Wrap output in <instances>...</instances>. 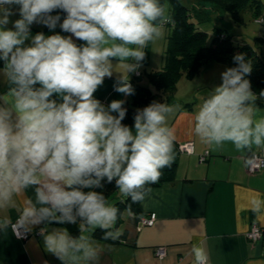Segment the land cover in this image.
<instances>
[{"label":"clouds","instance_id":"clouds-1","mask_svg":"<svg viewBox=\"0 0 264 264\" xmlns=\"http://www.w3.org/2000/svg\"><path fill=\"white\" fill-rule=\"evenodd\" d=\"M57 10L66 14L62 22ZM34 24L71 35L33 34ZM174 24L161 0H0V210L19 209L15 221L0 217V233L20 237L38 228L60 264H101L97 230L101 240H121L124 212L96 189L114 181L122 202L143 205L175 160L176 130L167 123L174 106L154 100L137 108L128 126L125 100L105 105L94 94L119 72L114 91L134 95L129 74H138L145 49ZM233 62L200 104L191 131L213 149L230 143L255 155L264 150L257 104L264 90H252L243 53ZM249 211L264 217V195L250 200ZM189 255L191 264H209L200 243ZM248 264H264V254Z\"/></svg>","mask_w":264,"mask_h":264},{"label":"crops","instance_id":"crops-1","mask_svg":"<svg viewBox=\"0 0 264 264\" xmlns=\"http://www.w3.org/2000/svg\"><path fill=\"white\" fill-rule=\"evenodd\" d=\"M259 1L264 3V0ZM18 18V13L10 17L11 20ZM33 28L44 29L45 26L34 24ZM58 29L59 26L54 31ZM42 32L48 35L49 29ZM217 66H209L205 77H220L224 70H217ZM116 79L115 75L105 78L94 94L105 105L114 99L129 103V96L114 91ZM190 95L185 98L186 102ZM257 104L260 115H264V102ZM181 109L184 108L180 107L167 123L176 130L175 142H192L193 152H181L175 179L152 188L143 205L139 204V215L156 214L153 224L140 226L135 214L129 217L124 211L119 228L126 233L125 240L118 244L97 241L105 249L101 264H191L189 253L193 243L205 248L209 264H248L264 254V241L250 243L245 236L253 223L264 228V217H255L249 211L250 200L264 195V169L248 174L245 158L252 153L237 151L230 143L213 149L201 142L191 131L192 117H179L183 113ZM205 152L208 156L200 162L199 156ZM254 152L264 155V150ZM117 197H120L119 192L111 203ZM18 211V207L0 210V217L7 216L14 221ZM28 234L27 239L21 240L11 229L7 234L0 233V264H60L44 249L38 228ZM160 246L165 248L162 259L154 253Z\"/></svg>","mask_w":264,"mask_h":264},{"label":"trees","instance_id":"trees-1","mask_svg":"<svg viewBox=\"0 0 264 264\" xmlns=\"http://www.w3.org/2000/svg\"><path fill=\"white\" fill-rule=\"evenodd\" d=\"M201 1V2H200ZM209 3L215 11L227 12L232 18L238 19V14L241 10L249 9L255 14H261L264 17V3L259 0H196L195 2H184L182 0H161V3H167L170 6V11L175 19L174 25H168L166 34L165 49L163 52L164 62L159 69L152 70L147 74V81L149 85H144L133 79L131 84L135 89V94L129 96V103L124 106L127 108L125 120L122 123L126 125L134 124V113L137 108H143L151 103L154 99V93L151 92L150 85L158 91L166 94V98L171 99L177 88V81L181 76L186 78H193L200 72L201 67H209L215 63H223L228 67H235L233 57L236 54L243 53L246 60L251 62L252 71L247 78L251 81L252 90L259 94L264 90V56L258 53L254 47L247 43H236L232 35L225 32L223 29L214 27V36L212 37L210 45L205 44L207 33L199 29V24L207 22L210 16L206 13L202 5L197 4ZM62 16L61 21L66 15L60 10L55 11ZM194 18V19H193ZM264 19L258 22L264 24ZM48 30L44 29H31L32 33L42 32ZM59 33L64 35L59 28L57 31L50 32L48 35ZM259 40H264L260 37ZM150 46V45H149ZM146 58L143 64H147L149 60V47L145 49ZM141 77V73L135 74L133 78ZM260 102L259 100L257 101ZM179 143L174 144L175 160L170 168L162 170L160 180L151 185V188L160 186L162 183L170 182L175 179L176 169L178 165L179 156L181 154ZM105 196H110L115 192V182L104 183L102 189ZM113 203L116 204L122 212L131 204L130 199L124 200L117 197ZM132 212L138 218L139 204H131ZM122 218L118 220L117 226L122 224ZM42 227V226H41ZM71 230L75 233L76 226H71ZM123 236L119 241H104L101 240L102 232L97 230L95 238L97 241H104L108 243L118 244L125 240L126 233L123 231Z\"/></svg>","mask_w":264,"mask_h":264},{"label":"rangeland","instance_id":"rangeland-1","mask_svg":"<svg viewBox=\"0 0 264 264\" xmlns=\"http://www.w3.org/2000/svg\"><path fill=\"white\" fill-rule=\"evenodd\" d=\"M182 1L186 3H196V0ZM198 5H202L206 13L210 16V19L207 22H203L198 26L200 30L207 33L205 40L206 45H210L212 37L214 36L213 28L216 26L218 28L223 29L228 34L232 35L236 43L250 44L258 53L264 56V40H259L261 36L264 37V24L258 22V20H260L261 18L264 19L261 14H255L249 9H244L239 12L238 19L236 20L232 18L231 15L227 12L222 13L221 11H215L212 5L209 3H199L197 4V6ZM56 14L58 13L53 12V15ZM168 32L169 30H167L166 27L164 36L156 42L150 44L148 63L143 64V66L139 69L138 72L141 73V77L133 78L136 73H130V81L135 79L141 84L149 85V82L147 81V74L152 70L159 69L164 62L163 52L165 49L166 34ZM113 61H115V63H118V61L116 60ZM215 64L218 65L216 69L219 71H223L227 68L226 64ZM207 68L208 67H201L200 73L195 75L193 78H186L184 76H181L177 81L176 91L169 100L166 98V94L164 92L158 91L150 85L151 92L155 94L153 101L155 100L160 102H168L174 106V111L172 114L169 115L168 121L173 115L175 116L176 112L179 111L180 107L184 109H181L183 113H180L179 117L181 115H186L187 117L189 116V118L192 117L191 120H193L196 111H198L200 104L203 102L208 92H210L215 86L221 83V77L219 76L209 79L205 77V71H207ZM117 71H123V69L119 68L118 66ZM113 75L118 77L121 75V73L114 72ZM190 93V100L189 102H186L185 98ZM184 104H188V106L184 107ZM117 192L118 190L113 192V194L110 196V202L115 198Z\"/></svg>","mask_w":264,"mask_h":264},{"label":"built area","instance_id":"built-area-1","mask_svg":"<svg viewBox=\"0 0 264 264\" xmlns=\"http://www.w3.org/2000/svg\"><path fill=\"white\" fill-rule=\"evenodd\" d=\"M178 148L180 152L192 153L193 143L190 141L179 143ZM207 156H208V152L203 153L202 155L199 156V161L203 162ZM245 165H246V171L248 174H255L257 172H260L262 169H264V155L260 153H255V155L253 154L249 155L247 158H245ZM155 218H156V214L150 213L148 215H141L138 218L137 222L140 226L151 225L153 224ZM245 236H246L247 241L250 243H255L260 240L264 241V228H261L258 225L253 223L249 231H247ZM28 237H29L28 233L27 234L21 233V236L17 238L21 240H25ZM154 253L157 258L162 259L165 256V248L162 246L156 247L154 249Z\"/></svg>","mask_w":264,"mask_h":264}]
</instances>
